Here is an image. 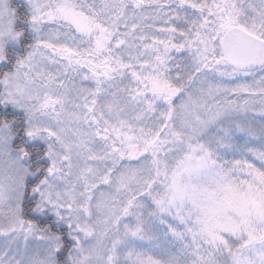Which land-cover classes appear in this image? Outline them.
I'll use <instances>...</instances> for the list:
<instances>
[{
	"label": "snow or ice",
	"instance_id": "6c2138e0",
	"mask_svg": "<svg viewBox=\"0 0 264 264\" xmlns=\"http://www.w3.org/2000/svg\"><path fill=\"white\" fill-rule=\"evenodd\" d=\"M0 264H264V0H0Z\"/></svg>",
	"mask_w": 264,
	"mask_h": 264
}]
</instances>
